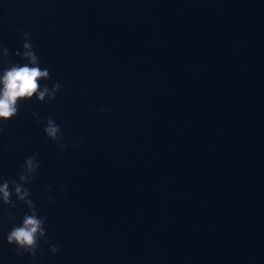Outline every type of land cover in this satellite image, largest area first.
I'll list each match as a JSON object with an SVG mask.
<instances>
[{"label": "water", "instance_id": "water-1", "mask_svg": "<svg viewBox=\"0 0 264 264\" xmlns=\"http://www.w3.org/2000/svg\"><path fill=\"white\" fill-rule=\"evenodd\" d=\"M23 33L60 91L2 125L0 183L39 153L46 239L18 255L0 201V264H264V0H0V74Z\"/></svg>", "mask_w": 264, "mask_h": 264}, {"label": "clouds", "instance_id": "clouds-1", "mask_svg": "<svg viewBox=\"0 0 264 264\" xmlns=\"http://www.w3.org/2000/svg\"><path fill=\"white\" fill-rule=\"evenodd\" d=\"M23 39L26 41L23 44V51H16L15 56L20 57L27 63L11 64L5 68L0 74V135L3 134V124H7L18 116L20 103L32 101L35 97L40 103L47 100H55L60 91V84L57 82L51 88L41 82L48 81L50 77L49 68H41L40 60L36 55L31 43V34L23 33ZM4 57L9 56L7 48L2 49ZM101 113H110L111 109L107 107L99 108ZM38 122L44 123L45 135L54 143L60 146L61 151L67 149V145L63 143L64 136L61 128L55 123L52 118H46L40 121L37 113H33ZM40 168L39 153L25 157L24 165L19 174V182L12 180L11 182L4 180L0 183V201L11 209H16L17 204L13 202V194L17 201L25 204L30 214H25L22 224H13L8 236L7 242L17 248V254L28 253L35 257L39 241L46 239L45 223L47 217H41L39 210L33 200L32 193L25 185L31 184L35 178L38 169ZM10 183L11 189L10 190ZM14 190V192H13ZM51 191V189H49ZM62 194L66 195V186L61 189ZM51 199V197H50ZM9 219L15 220V217L9 213ZM50 251L56 254L59 249L52 246Z\"/></svg>", "mask_w": 264, "mask_h": 264}]
</instances>
